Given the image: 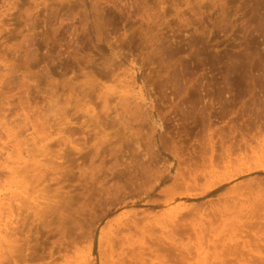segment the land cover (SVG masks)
Wrapping results in <instances>:
<instances>
[{
  "label": "rangeland",
  "instance_id": "1",
  "mask_svg": "<svg viewBox=\"0 0 264 264\" xmlns=\"http://www.w3.org/2000/svg\"><path fill=\"white\" fill-rule=\"evenodd\" d=\"M260 165L264 0H0L6 256L264 264Z\"/></svg>",
  "mask_w": 264,
  "mask_h": 264
},
{
  "label": "bare ground",
  "instance_id": "2",
  "mask_svg": "<svg viewBox=\"0 0 264 264\" xmlns=\"http://www.w3.org/2000/svg\"><path fill=\"white\" fill-rule=\"evenodd\" d=\"M235 127V126H234ZM233 127V128H234ZM237 127V126H236ZM235 129V133L236 132H239L238 130L240 129V128H234ZM234 129H233V133H234ZM75 130H73V132H74ZM242 142H243V144H245V146L244 147H246V149H247V147H248V143L249 142H247L248 140H246L245 139V137H244V134L242 133ZM248 144V145H247ZM241 145L239 144L238 145V147L241 149V147H240ZM243 146V145H242ZM251 147V146H250ZM249 147V148H250ZM211 149H212V152H214V145H212L211 146ZM246 149H244V150H246ZM225 151V150H224ZM230 151H232L231 150V147H230V149L228 150V153H230ZM264 172V165H260V166H258L256 169H255V171L253 170V172H251V174L250 175H248V177L247 178H241L237 183H234L233 182V184H231L232 186L233 185H235L234 187L235 188H241L240 190L239 189H237V191H245L246 189L247 190H249L248 189V187L246 188L245 186H253V187H256L255 185H258V186H261V185H263L264 184V177L262 176H258V175H256V172ZM253 173V174H252ZM227 185V184H226ZM231 186V187H232ZM244 187H245V190H244ZM221 188V186H218V187H215L214 189H213V191H217L218 192V190ZM233 188V187H232ZM251 189H253V188H251ZM221 190V189H220ZM219 190V191H220ZM257 190V189H256ZM212 192V191H211ZM216 193V192H215ZM251 193V192H250ZM242 194V193H241ZM243 195H244V193H243ZM91 208V207H90ZM194 208V207H193ZM0 212H1V214H2V207L0 206ZM1 214H0V217H1ZM98 217V216H97ZM2 222V220L0 219V264H5L6 263V260H8L7 262L9 263V264H21L23 261H27V258H28V255L25 253V251L22 249H20L21 247H20V245H19V249L18 250H14V245H12V239H11V241L10 242H8V251H9V256H6L5 255V251H4V247H3V243H5V235H4V232H5V229H4V227H3V224L1 223ZM72 222V221H71ZM75 222V221H74ZM76 226V225H75ZM88 226V225H87ZM25 227H27V232L28 231H30L31 229H32V226H21V227H16V228H13V230H12V234H14V238H15V241H14V243L15 244H19L20 242L19 241H23L24 243L27 241V236H25L23 239H21V238H17V237H15L16 236V234H18V233H22L24 230H25ZM79 227V226H78ZM85 228V227H84ZM39 230V229H38ZM60 232V231H59ZM64 233V232H63ZM91 236V235H90ZM89 239V238H88ZM75 240V239H74ZM26 245V244H25ZM37 245V244H36ZM22 246V245H21ZM23 247V246H22ZM31 253V252H30ZM35 253V252H34ZM43 256V255H42ZM49 256H50V258H52L53 256H54V254H53V252L52 251H50L49 252ZM32 257V256H31ZM34 258V257H33ZM40 258V257H39ZM242 263V262H241Z\"/></svg>",
  "mask_w": 264,
  "mask_h": 264
}]
</instances>
